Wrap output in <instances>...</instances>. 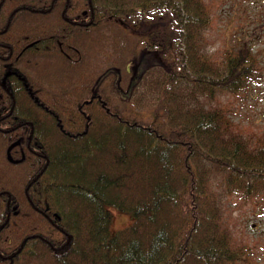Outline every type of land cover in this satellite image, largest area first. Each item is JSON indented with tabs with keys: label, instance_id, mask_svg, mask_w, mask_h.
<instances>
[{
	"label": "trees",
	"instance_id": "trees-1",
	"mask_svg": "<svg viewBox=\"0 0 264 264\" xmlns=\"http://www.w3.org/2000/svg\"><path fill=\"white\" fill-rule=\"evenodd\" d=\"M213 17L211 0H0V264H255L227 202L264 208V139L219 101L258 57L214 48ZM109 204L133 222L111 231Z\"/></svg>",
	"mask_w": 264,
	"mask_h": 264
},
{
	"label": "rangeland",
	"instance_id": "rangeland-1",
	"mask_svg": "<svg viewBox=\"0 0 264 264\" xmlns=\"http://www.w3.org/2000/svg\"><path fill=\"white\" fill-rule=\"evenodd\" d=\"M214 17L208 30L211 45L222 51L237 47L245 41L258 57V73L247 82L246 91L239 96H222L219 103L238 122L252 145L264 139V2L263 0H211ZM159 62L158 59H152ZM145 63L142 61L122 96L128 97ZM227 215L238 237L254 246L255 264H264V208L261 202L245 201L237 194L228 200ZM110 230L122 229L133 222L130 212L109 204Z\"/></svg>",
	"mask_w": 264,
	"mask_h": 264
},
{
	"label": "water",
	"instance_id": "water-1",
	"mask_svg": "<svg viewBox=\"0 0 264 264\" xmlns=\"http://www.w3.org/2000/svg\"><path fill=\"white\" fill-rule=\"evenodd\" d=\"M19 142H20V140L17 139V140L13 141L12 143H10V144L8 145V147H7V149H6V155H7V159H8L9 161L17 162V161H20V160L23 159V155H22V157H20V158H18V159H14V158H12V156H11V154H10V150H11V148H12L13 146L19 144Z\"/></svg>",
	"mask_w": 264,
	"mask_h": 264
},
{
	"label": "flooded vegetation",
	"instance_id": "flooded-vegetation-1",
	"mask_svg": "<svg viewBox=\"0 0 264 264\" xmlns=\"http://www.w3.org/2000/svg\"><path fill=\"white\" fill-rule=\"evenodd\" d=\"M264 2V1H263Z\"/></svg>",
	"mask_w": 264,
	"mask_h": 264
}]
</instances>
